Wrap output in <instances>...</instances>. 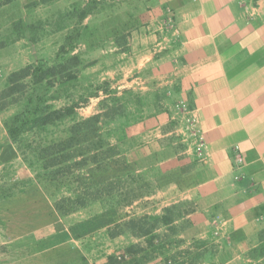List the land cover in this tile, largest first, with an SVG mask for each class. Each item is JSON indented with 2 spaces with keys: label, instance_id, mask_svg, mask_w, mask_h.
Instances as JSON below:
<instances>
[{
  "label": "crops",
  "instance_id": "0c3cea01",
  "mask_svg": "<svg viewBox=\"0 0 264 264\" xmlns=\"http://www.w3.org/2000/svg\"><path fill=\"white\" fill-rule=\"evenodd\" d=\"M126 10L121 24L131 28L125 50L115 49V84L147 92L162 106L134 126L154 133L148 155L160 186L155 196L168 199L163 207L191 203L181 215L190 223L186 235L222 234L212 264H264V0H129ZM192 117V143L159 159L171 133L165 124L175 119L184 127ZM42 199L43 221L19 228L25 257L18 264H105L127 244L108 237L112 220L97 206L59 215ZM9 218L7 228L15 222ZM215 218L225 221L223 232ZM55 250L66 256L56 260Z\"/></svg>",
  "mask_w": 264,
  "mask_h": 264
},
{
  "label": "rangeland",
  "instance_id": "374dc122",
  "mask_svg": "<svg viewBox=\"0 0 264 264\" xmlns=\"http://www.w3.org/2000/svg\"><path fill=\"white\" fill-rule=\"evenodd\" d=\"M89 4H93L91 14L79 22L78 10ZM128 4L129 0H12L0 7V89L11 71L38 61L48 63L54 61L57 51L67 46L65 36L71 33L73 27L80 26L82 30L81 39L74 50L83 55L84 59V68L78 73L77 83L71 88L79 103L75 108V115L63 120L58 127L50 129L48 133L52 135L42 134V140L62 137L73 121L101 111L100 101L111 95L113 91H116L115 95L120 97L118 106L126 108L125 112L128 113L126 116L132 117L139 107H142L141 115L144 117L161 110L162 106H154L158 99L152 98L153 96L151 97L147 92L134 90L130 86L117 88L118 83L115 84L116 77H119L116 73L120 71L117 69L115 49L125 50L127 40L122 37L124 33L129 35L131 28L121 24L125 19L124 16H128L130 11L126 10ZM127 80L129 81V78ZM124 90L132 91L131 95L125 94V98H121ZM162 100L160 97L159 101ZM50 103L55 107L62 106L67 100L58 96L50 100ZM182 108L181 105L180 107L177 105V110H185L184 107ZM16 111L15 108H9L0 112V264H18L20 259L25 257V253L21 251L22 234L19 233V228L23 229L43 221L46 213L37 212V209L43 211L45 206L47 207V202L42 197L53 205L54 198L57 200L71 195L69 189L74 186L71 182L76 183L71 175L69 180L51 181L38 165L31 166L23 160L10 141L6 130V125L11 122ZM139 122L131 121L124 129L118 130L117 133H123L120 141L116 139L118 135L115 138L107 136L106 141L110 143L116 141L118 149L126 151V155L130 150L129 157L138 163L140 166L138 169L142 171L148 168L150 172L151 167L148 162L152 161V157L148 155V141L154 133H135L134 126ZM178 122L173 119L165 124L167 131L171 133L168 134L167 143H160L166 147L165 151H162L165 153H159L158 158L161 160L169 158L172 151H182L184 143L187 145L192 143L194 134L188 127V120H185L184 127L178 125ZM109 127H113V124ZM108 129L102 128L100 133H111ZM140 148H143V153ZM83 172L90 173L87 170ZM153 173L152 170L149 186L143 184L144 191L148 194L135 199L128 206H123L117 214L111 213V219L108 213L104 214L110 221L115 219L111 221L108 237L112 239L120 235L127 242L123 249L117 251L114 245H108L115 249L111 252L114 264H133L134 260L140 264H212L211 255L215 252L219 235L222 234L213 233L214 238L211 237L212 235L199 238L194 233L186 235L184 232L189 228L190 223L181 216L184 214L181 212V207L190 209L191 203H177L181 206L172 209L173 221L168 226L153 222L152 217L162 215L165 209L171 206L170 204L163 207L169 201L163 198L161 193L160 196H155L160 186L155 185L151 180ZM90 206H97L102 210L99 202H94ZM156 211H159L158 214ZM11 216L15 221L14 226L10 225L7 228L8 222L6 223L5 219L11 220L9 218ZM131 217H146L145 228L151 229L147 238L129 231L110 235L117 232V229L113 228L115 223ZM119 229L123 230V226ZM26 238L30 239L29 236ZM138 238H140L139 242H132ZM146 239H151V244L147 243ZM51 256L58 260L66 254L55 250Z\"/></svg>",
  "mask_w": 264,
  "mask_h": 264
},
{
  "label": "trees",
  "instance_id": "16d2710c",
  "mask_svg": "<svg viewBox=\"0 0 264 264\" xmlns=\"http://www.w3.org/2000/svg\"><path fill=\"white\" fill-rule=\"evenodd\" d=\"M11 1L0 0V7ZM92 10L93 4L80 8L77 13L78 21L81 22ZM81 31L80 26L73 27L71 33L65 36L67 46L57 51L54 61H38L11 71L0 89V112L9 108L17 110L11 122L5 125L10 141L24 161L31 166L38 165L51 181L69 180V175L75 178L76 183L72 181L74 186L69 189L71 195L57 200L54 198L52 206L55 211L65 215L99 202L111 219V213L117 214L123 206L148 194L144 191L143 184L149 186L151 183V171L148 168L142 171L138 169V163L129 157L130 150L126 155V151L118 149L116 141H106L107 136L115 138L116 135V139L120 141L123 133H117L118 130L124 129L131 121L136 123L144 118L141 115L142 107L132 117L126 116V108L118 106L120 97L113 91L100 101L101 111L84 119L72 120L64 136L49 137L47 140H42L41 137L42 134L52 135L48 133L50 129L75 115V108L79 103L71 88L77 83L78 73L84 68L83 55L78 51L74 52L81 39ZM126 35L128 34H123L124 40ZM131 92L122 91L121 98H125V94L131 95ZM58 96L65 98L67 103L56 107L50 103V100ZM112 124L113 127H109ZM102 128H107L111 133H100ZM83 170L90 173H84ZM177 206L181 205H171L162 215L152 217L153 222L168 226L173 221L172 209ZM190 211L191 209L181 207L184 214ZM145 218L131 217L119 221L113 226L117 232L110 235L129 231L146 237L151 229L145 228ZM120 226H123V230L119 229ZM146 240L151 244V239ZM114 263L113 257L109 256L105 264ZM137 263L140 264L138 261Z\"/></svg>",
  "mask_w": 264,
  "mask_h": 264
},
{
  "label": "built area",
  "instance_id": "2783aa9c",
  "mask_svg": "<svg viewBox=\"0 0 264 264\" xmlns=\"http://www.w3.org/2000/svg\"><path fill=\"white\" fill-rule=\"evenodd\" d=\"M194 121H195V118L194 117H192L191 119H189L188 120V127L191 128L192 134H194V136H196V131L194 130ZM203 145H204L203 136L202 135H198L196 137V152H197V154H200ZM212 222H213L214 226L218 230H220L221 232H223L225 221H223L221 219H218V218H215V219H213Z\"/></svg>",
  "mask_w": 264,
  "mask_h": 264
}]
</instances>
